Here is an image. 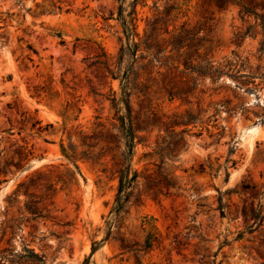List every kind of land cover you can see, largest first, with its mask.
Returning a JSON list of instances; mask_svg holds the SVG:
<instances>
[{
	"label": "rangeland",
	"instance_id": "374dc122",
	"mask_svg": "<svg viewBox=\"0 0 264 264\" xmlns=\"http://www.w3.org/2000/svg\"><path fill=\"white\" fill-rule=\"evenodd\" d=\"M244 2L252 13L215 0H0V264H264V0ZM133 6L138 36L127 40L119 12L128 22ZM159 14L170 31H198L211 70L180 73L182 63L172 66L185 49L171 46L164 56L173 60L139 70L149 93L129 97L133 116L146 119L132 168L156 169L158 155L147 153L163 137L183 141L165 159L181 189L144 195L125 215L131 243L155 238L137 254L121 249L114 227L105 234L119 148L99 160L81 156L106 150L86 146L96 142L88 137H125L126 127L117 120L123 103L109 95L111 85L119 98V79L101 81L86 59L99 46L113 68L120 48L140 42ZM190 76L192 94H166ZM61 144L75 147V162Z\"/></svg>",
	"mask_w": 264,
	"mask_h": 264
},
{
	"label": "trees",
	"instance_id": "16d2710c",
	"mask_svg": "<svg viewBox=\"0 0 264 264\" xmlns=\"http://www.w3.org/2000/svg\"><path fill=\"white\" fill-rule=\"evenodd\" d=\"M215 2L219 7H225L228 4H236L240 7V14L252 13L244 0H215ZM119 16L122 18L121 23L127 40L131 36L129 35L131 32H133L132 36H138L136 32L137 25L135 23V6H133L127 15L128 22L121 10ZM259 18L263 24L264 12L259 15ZM129 24L131 25V29H129ZM197 33L198 31L185 28L183 25L170 31L168 30L165 15L159 14L146 22V27L140 42H134L132 40L131 46L128 41L126 46L120 48L113 68L108 64L106 53L99 46H97L98 50L96 53L86 59L88 67H93L96 71L101 70V81L108 77H110L111 80L119 79L120 96L116 99L115 91L112 89V86L109 85V95L112 96L110 100L115 107L119 102H122L126 110L124 116H118L117 118V120H120L124 124L126 121V127H124L125 137H88L89 140L93 139L96 140V142H94L93 145L86 144V146L92 147L98 142H104L106 143V150L97 153H92L91 151L81 152L82 157L99 160L106 152L111 153L119 148L118 155L113 153L111 155V159L114 161L115 165L113 174L117 178V190L113 205L109 212L110 219L107 221L105 234L108 239L111 236V229L114 227L116 230V237L113 238L120 242L121 249L126 252L133 250L138 254L140 251L146 253L151 249L153 241L155 240L153 235L150 233L146 234L140 244L137 241L131 243L123 232H121L122 223L125 220V215L129 213L131 205H140L143 202L144 195H152L156 198L158 195H170L172 189L176 191L181 189L171 168L165 166V159L175 156L176 151L180 148L183 141L182 137H163L162 141L157 144V149L147 153L149 156L154 154L158 155L160 163L156 165V169L150 170L144 168L141 171L133 169L131 166V159L133 148L136 143L135 139H137L138 142L142 140V137H136L135 133L140 130H145L142 124H144L146 119L139 121L140 117L138 114L133 116L129 106V97L134 93L142 95L143 99L148 96L149 86L146 82H141L139 80L141 78L139 70H149L150 72L154 62L166 64L168 59H172L170 56H164L165 49L168 46H171L170 51H173V53H178L181 49H185L183 57L177 54L176 61L178 64L172 66L175 70H178L179 63H182L183 70H180V73H194L197 77L209 73L211 65L210 61L206 58L207 53L200 52L202 47L201 42L204 38L198 37ZM163 34H168L167 40H165ZM241 36L242 35H240V37ZM139 50L140 52L137 54ZM193 55H196V57L193 58ZM196 79V77L190 76L187 82H183L180 85L165 87L166 94L170 97L186 98L193 93L194 87L196 86ZM92 91L94 92V90ZM94 93L100 94L97 92ZM150 114H152V112H150ZM192 120H194V117L189 115L186 120H175L173 124H188L192 122ZM173 133L176 134L177 132L173 131ZM61 152L72 162H75L78 157V153H76L75 147L72 144H69L68 148L61 144ZM140 185L142 187L141 189ZM99 243V241L92 242V251L96 250Z\"/></svg>",
	"mask_w": 264,
	"mask_h": 264
}]
</instances>
